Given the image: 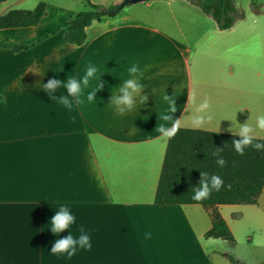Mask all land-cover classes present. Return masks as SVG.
Listing matches in <instances>:
<instances>
[{"label": "crops", "instance_id": "crops-1", "mask_svg": "<svg viewBox=\"0 0 264 264\" xmlns=\"http://www.w3.org/2000/svg\"><path fill=\"white\" fill-rule=\"evenodd\" d=\"M41 2L37 25L0 29V44L22 46H0V264H264V187L255 204L215 206L235 243L205 236L212 209L156 202L169 142L156 131L165 94L178 128L239 136L233 121L255 129L264 115V4L255 12L235 0L245 17L226 30L188 0L128 4L127 20L118 13L93 21L82 45L62 43L59 27L89 9L84 0H0V16ZM257 37L261 54L251 55ZM89 61L105 72L96 105L68 111L52 103L43 83L82 74ZM133 62L144 89L121 114L109 102ZM255 136L264 140V131ZM61 204L93 245L70 261L50 253L57 236L47 224ZM243 238L248 245L239 248Z\"/></svg>", "mask_w": 264, "mask_h": 264}, {"label": "trees", "instance_id": "trees-1", "mask_svg": "<svg viewBox=\"0 0 264 264\" xmlns=\"http://www.w3.org/2000/svg\"><path fill=\"white\" fill-rule=\"evenodd\" d=\"M211 16L221 30H226L239 19L245 17L235 0H188ZM89 9L79 12L72 20L59 28L63 29L62 43L82 45L86 40V28L95 20L104 16H115L101 4L84 0ZM46 4L41 2L34 10H10L0 16V29L34 26L45 14ZM256 10L255 5H252ZM113 7V6H111ZM109 7V8H111ZM0 46L20 49L14 43ZM233 139L240 136L205 132L193 129L178 128L176 134L169 138L163 168L156 193L158 204H201L212 209V227L205 236L221 238L230 243L236 239L230 227L219 212L214 209L220 204H255L264 187V150L257 151L249 146L244 155L235 152ZM264 143V140L257 139ZM225 160L223 167L217 165L214 152ZM201 172L219 175L224 181L220 191H213L209 198L202 201L191 199V189L198 186ZM232 259V257H230Z\"/></svg>", "mask_w": 264, "mask_h": 264}, {"label": "clouds", "instance_id": "clouds-1", "mask_svg": "<svg viewBox=\"0 0 264 264\" xmlns=\"http://www.w3.org/2000/svg\"><path fill=\"white\" fill-rule=\"evenodd\" d=\"M256 39L257 43L249 49V54L251 55L261 54V46L258 42L259 37ZM61 71L52 72L56 73L58 77ZM104 74L105 72L101 70V66L89 61L82 74H68L66 80L53 78L47 83H43L42 89L52 103L62 106L68 111H73L76 108L82 109L91 107L95 106L97 103L96 93L100 91L103 86L101 78ZM126 74L127 78L122 80L118 94L112 93L109 102V104L118 108L121 114L125 111H132L134 109L136 103L135 97L144 89V85L141 83L144 78L143 70L138 63H131L130 66L126 68ZM119 79H121V77H119ZM58 91L59 95H57ZM162 100L166 102V107L158 112L159 121L161 123L157 125L156 131L160 133L163 138L169 139L176 134L179 126V119H174L172 115L177 111L175 100L170 98L167 94L162 97ZM208 108L209 102L205 99L199 105L198 111L205 112ZM202 122V117H198L195 121L198 125ZM235 122L236 121H233L239 128L236 134L241 137L240 140L233 139L232 141L233 149L237 154L244 155L245 149L249 146L257 151L264 150V143L257 142L255 136L256 129L264 131V115L256 116L255 129L250 127L248 122L245 124H236ZM213 155L217 157V165L223 167L225 165V160L219 155V151L214 152ZM201 177L198 186L191 189V199L194 201L208 199L213 191H220L221 187L224 185V181L219 175H209L206 172H201ZM114 203H116V201H114ZM53 209L55 210V214L48 222L47 230H50L51 233L57 236V239L54 241V246L51 248L50 253L53 256L70 261L81 250L90 251L93 247L91 237L83 225H77L76 216L70 208L66 204H61L58 207H53ZM73 226L77 227L79 231L78 236H74ZM65 230H68L70 234L66 238H60V234ZM151 238V232H145L143 234L144 240H150Z\"/></svg>", "mask_w": 264, "mask_h": 264}, {"label": "rangeland", "instance_id": "rangeland-1", "mask_svg": "<svg viewBox=\"0 0 264 264\" xmlns=\"http://www.w3.org/2000/svg\"><path fill=\"white\" fill-rule=\"evenodd\" d=\"M50 1H53L54 3H61V2H63V3H76L75 0H50ZM237 3H238V7H240V9H244V8H246L247 5H250L252 3V5H255V7H256V10L253 9V11L259 12V8H257L256 4H258L260 6L261 4H264V0H237ZM111 6L112 5H109V6L106 5L105 7L109 8ZM252 8H253V6H252ZM123 9L119 12L121 15L120 16L121 20H127V16L123 14V11H124ZM241 11L245 12V10H241ZM246 245H248V243H247L245 238H243L242 241H238V247L239 248L245 247Z\"/></svg>", "mask_w": 264, "mask_h": 264}, {"label": "water", "instance_id": "water-1", "mask_svg": "<svg viewBox=\"0 0 264 264\" xmlns=\"http://www.w3.org/2000/svg\"><path fill=\"white\" fill-rule=\"evenodd\" d=\"M149 0H121L119 3L115 4L113 7L108 8V12L111 14L119 13L128 4H137L141 2H146ZM235 264H240L238 260H234Z\"/></svg>", "mask_w": 264, "mask_h": 264}]
</instances>
